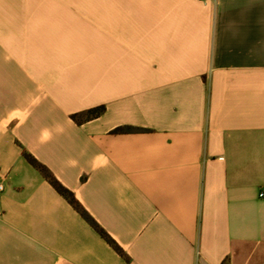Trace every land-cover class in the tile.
Masks as SVG:
<instances>
[{
    "label": "crops",
    "instance_id": "0c3cea01",
    "mask_svg": "<svg viewBox=\"0 0 264 264\" xmlns=\"http://www.w3.org/2000/svg\"><path fill=\"white\" fill-rule=\"evenodd\" d=\"M0 179V264H264V0H0Z\"/></svg>",
    "mask_w": 264,
    "mask_h": 264
},
{
    "label": "trees",
    "instance_id": "16d2710c",
    "mask_svg": "<svg viewBox=\"0 0 264 264\" xmlns=\"http://www.w3.org/2000/svg\"><path fill=\"white\" fill-rule=\"evenodd\" d=\"M105 107L98 106L89 109L85 112L73 115V120L80 124L84 121H88L99 117L104 113ZM143 129L134 128L131 126H122L113 130V134H126L141 132ZM23 156L27 163H29L35 170H37L43 178L54 188V190L71 205V207L123 258L128 260L125 252L119 247V245L109 236V234L101 227L97 222L88 214L79 201L75 198L74 194L65 188L52 174V172L42 163H40L30 153L24 152Z\"/></svg>",
    "mask_w": 264,
    "mask_h": 264
},
{
    "label": "built area",
    "instance_id": "2783aa9c",
    "mask_svg": "<svg viewBox=\"0 0 264 264\" xmlns=\"http://www.w3.org/2000/svg\"><path fill=\"white\" fill-rule=\"evenodd\" d=\"M4 190H5V184H4V182L0 179V197H1V195L3 194Z\"/></svg>",
    "mask_w": 264,
    "mask_h": 264
}]
</instances>
